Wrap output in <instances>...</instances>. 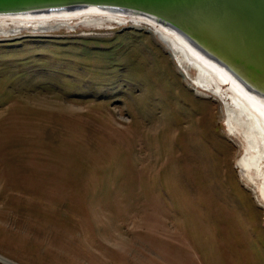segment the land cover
Here are the masks:
<instances>
[{"label":"rangeland","instance_id":"374dc122","mask_svg":"<svg viewBox=\"0 0 264 264\" xmlns=\"http://www.w3.org/2000/svg\"><path fill=\"white\" fill-rule=\"evenodd\" d=\"M103 15L0 36V256L264 264V202L222 100L154 28Z\"/></svg>","mask_w":264,"mask_h":264},{"label":"water","instance_id":"95a60500","mask_svg":"<svg viewBox=\"0 0 264 264\" xmlns=\"http://www.w3.org/2000/svg\"><path fill=\"white\" fill-rule=\"evenodd\" d=\"M89 7L171 27L264 99V0H0V16ZM236 165L242 174L243 167ZM0 264L9 263L0 258Z\"/></svg>","mask_w":264,"mask_h":264},{"label":"bare ground","instance_id":"6f19581e","mask_svg":"<svg viewBox=\"0 0 264 264\" xmlns=\"http://www.w3.org/2000/svg\"><path fill=\"white\" fill-rule=\"evenodd\" d=\"M97 12L107 14V16H103L118 21V23L132 21L137 24L144 23L154 28L172 51L178 65L183 70V75L194 86L196 85L207 92L209 96H217L222 100L227 127L232 135L242 140L243 154L238 159V163L244 169L241 176L246 179L247 183L255 186L260 200L264 202V99L251 92L227 69L205 55L171 27L144 16L89 7L75 11L0 16V36L15 35L20 32L23 27L17 24L33 23L34 30L61 28L75 30L81 25H100L103 20L92 17ZM72 15L74 17L71 18L25 19ZM8 18L17 20H8ZM9 21H13V24H10ZM257 178L260 179L259 182H257ZM0 258L9 264H14L1 256Z\"/></svg>","mask_w":264,"mask_h":264}]
</instances>
